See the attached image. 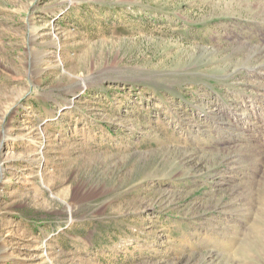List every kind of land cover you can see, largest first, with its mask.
<instances>
[{"label":"rangeland","instance_id":"obj_1","mask_svg":"<svg viewBox=\"0 0 264 264\" xmlns=\"http://www.w3.org/2000/svg\"><path fill=\"white\" fill-rule=\"evenodd\" d=\"M0 264H264V0H0Z\"/></svg>","mask_w":264,"mask_h":264}]
</instances>
